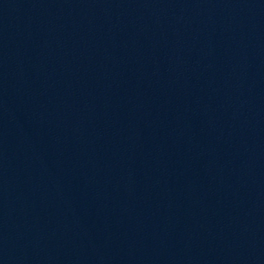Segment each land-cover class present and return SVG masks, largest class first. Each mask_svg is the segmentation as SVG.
I'll return each mask as SVG.
<instances>
[{"label": "water", "instance_id": "obj_1", "mask_svg": "<svg viewBox=\"0 0 264 264\" xmlns=\"http://www.w3.org/2000/svg\"><path fill=\"white\" fill-rule=\"evenodd\" d=\"M0 264H71L53 102L31 0H0Z\"/></svg>", "mask_w": 264, "mask_h": 264}]
</instances>
